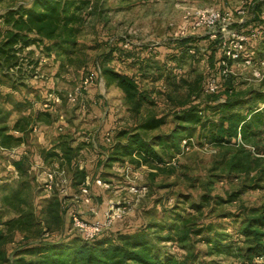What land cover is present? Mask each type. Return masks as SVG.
Instances as JSON below:
<instances>
[{"label":"rangeland","instance_id":"rangeland-1","mask_svg":"<svg viewBox=\"0 0 264 264\" xmlns=\"http://www.w3.org/2000/svg\"><path fill=\"white\" fill-rule=\"evenodd\" d=\"M31 1L0 0V16ZM140 1L90 0L92 9L82 10L73 23L76 35L70 50L60 57L53 53L47 57L41 47L28 46L19 55V67L10 71L9 79L0 81V127H11L20 120L26 136L19 147L0 149V224L22 222L14 227L0 225L5 257L0 264H12L24 246L70 238L74 234L72 213L91 222L110 201L132 199L127 193L130 183L145 189L110 230L132 233L144 228L153 256L185 264H264V258L251 251L258 244L255 231L264 247V228H258L264 222V135L252 139L255 147L239 136L231 145L212 146L201 143L196 131L168 153L156 147L160 163L143 165L132 157L104 164L107 150L118 141L121 146L125 142L124 137L117 139L119 132L137 133L154 143L156 137L182 129L175 116L189 103L200 108L214 104L216 99H224L226 86L238 92L263 89L264 81L246 82L243 78H248V72L240 75L241 68L233 65L234 75L220 93L204 95L203 80L212 67L206 59L209 42L204 31L192 30L186 12L227 11L233 21H243V29H264V0ZM254 1L259 5L256 12L247 5ZM154 10L160 13L155 16ZM180 35L197 40L189 47L193 52L188 50L182 63L168 61L170 53H179L172 40ZM124 40L128 47H123ZM120 46L122 57L110 51ZM246 49L254 52L255 60L264 58L258 42ZM105 69L132 76L146 98L141 105H137V96L126 100L104 75ZM81 87L74 101H68V95ZM151 118L164 123L151 131L138 129ZM12 134L20 136L16 131ZM60 136L72 150L80 147L72 171L64 162L43 160ZM22 157L27 172L21 176L12 162ZM56 167L70 182L64 190L59 186L48 190L43 183L44 174ZM82 169L87 172L84 182L89 181L90 206L73 198L79 187L71 185V178ZM95 178L110 183L112 190L96 187ZM6 198L10 199L7 203ZM91 208L95 214L89 212Z\"/></svg>","mask_w":264,"mask_h":264},{"label":"trees","instance_id":"trees-1","mask_svg":"<svg viewBox=\"0 0 264 264\" xmlns=\"http://www.w3.org/2000/svg\"><path fill=\"white\" fill-rule=\"evenodd\" d=\"M91 5L90 0H32L29 5L6 10L0 16V81L9 79L10 71L19 67V55L28 46L41 47V53L47 57L52 53L60 57L65 51L70 50L75 44L76 31L73 29V23L78 20V14L82 10L90 11ZM258 6L254 7L255 12ZM256 14L255 18L258 17ZM172 41L179 53L178 55L170 53L168 61L176 63H182L183 55L188 50H193L189 47L197 42L192 37H181ZM121 42L123 43V40ZM207 42L209 55L206 59L212 64L211 68H215L221 54L218 53L215 44L208 40ZM192 46L195 47V44ZM261 48L264 52V47ZM121 49L122 46L110 51L117 52L122 57L124 52ZM104 75L115 83L126 100H133L137 96L139 106L146 99L138 92V85L132 76L110 69H105ZM223 93L224 99L219 101L216 99L214 104L204 106L205 108L189 103L175 116L176 124L182 129H174L168 135L156 137L154 143L141 138L137 133L119 132L117 139L124 137L125 142L121 146V142L118 141L107 150L105 166L132 157L138 159L136 163L143 165L160 163L162 160L156 147L168 153L178 148L182 138L190 137L196 131L201 143L212 146L231 145L238 136L243 143L251 144L252 147L257 146L252 139H259L264 135V87L260 90L238 92L226 86ZM218 94L211 96L215 97ZM209 110L211 113L206 116ZM19 121L14 122L11 127H0V149L11 150L23 144L26 139L25 130L20 127ZM163 123L162 119L151 118L140 124L138 129L151 131ZM15 131L20 136H14L12 133ZM77 149L80 147L72 150L65 138L60 136L52 150L43 154V160H61L60 162L66 163L72 171ZM24 160L22 157L19 161L12 162V166L21 176L27 172L26 168L24 170L22 168ZM231 167L237 168L236 164H231ZM86 174L84 169L76 170L71 178V185L79 187L84 182ZM8 200L10 199H4L6 203ZM16 224L22 225V222L9 220L0 225L14 227ZM258 228H264L263 221ZM143 231L144 228L132 233L108 229L90 241H85L76 234H72L66 240H45L18 250L15 254L18 258L12 264H185L175 262L171 258L162 260L153 256ZM253 234L258 244L251 251L257 258H264V247L260 244L259 233L255 231ZM3 239L4 236L0 232V246ZM22 256H29L31 259L24 260ZM2 260L5 261V257L0 247V261Z\"/></svg>","mask_w":264,"mask_h":264},{"label":"built area","instance_id":"built-area-1","mask_svg":"<svg viewBox=\"0 0 264 264\" xmlns=\"http://www.w3.org/2000/svg\"><path fill=\"white\" fill-rule=\"evenodd\" d=\"M251 11L257 6V1L247 4ZM243 14V11H239ZM187 22L192 30H202L207 36L208 41L215 44L218 53L221 54L215 64V68H210L208 74L204 77L202 84V93L206 96L218 94L222 85L234 75L232 66L241 68V73L248 72V78H243L246 82L264 81V58L254 59V52H247L246 46L258 42L264 47V29L261 27H252L243 29V21L235 22L232 19V13L220 11L217 9H193L186 12ZM255 17V13L253 14ZM185 30V28H181ZM180 37H184L180 35ZM125 42L123 47H128ZM193 51L190 50L189 53ZM87 80L84 81V85ZM81 88H76L74 94L68 95V101H74L75 94L81 92ZM44 185L48 190L52 187H60L64 190L69 185V180L64 177V171L58 167L44 174ZM94 185L101 190L111 191L112 185L100 178H95ZM130 183V182H129ZM144 187L139 188L134 184H129L127 193L132 199L122 198L116 202H109L108 207L102 213V219L99 221H84L78 214L72 213L70 216L71 231L85 241H90L100 235L102 232L112 228L115 223L130 212L131 206L135 205L142 196ZM115 194L118 192L114 191ZM74 199L80 201L85 206L91 205V193L89 181L83 182ZM134 199V200H133ZM89 212L95 214L91 208Z\"/></svg>","mask_w":264,"mask_h":264},{"label":"crops","instance_id":"crops-1","mask_svg":"<svg viewBox=\"0 0 264 264\" xmlns=\"http://www.w3.org/2000/svg\"><path fill=\"white\" fill-rule=\"evenodd\" d=\"M153 0H141L140 2L141 3H148V2H152ZM157 1V0H156ZM156 12V10H154L153 11V14ZM159 14L160 12H156L154 15L156 16V14ZM149 14H152L151 12L149 13ZM157 14V15H158ZM207 54H209V52H207ZM61 161V160H60ZM116 189H120V186L119 187H116ZM120 191V190H119ZM104 211V210H103ZM103 211H101V212H99V214L98 215H96V216H93L92 218H90L89 220L90 221H99V220H101L102 219V213H103Z\"/></svg>","mask_w":264,"mask_h":264}]
</instances>
